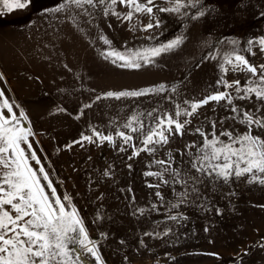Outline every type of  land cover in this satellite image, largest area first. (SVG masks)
Segmentation results:
<instances>
[{"label":"rangeland","instance_id":"obj_1","mask_svg":"<svg viewBox=\"0 0 264 264\" xmlns=\"http://www.w3.org/2000/svg\"><path fill=\"white\" fill-rule=\"evenodd\" d=\"M155 4L152 15L133 11L131 20L124 17L132 9L119 0H97L94 7L31 0L27 8L3 10L0 90L17 116L22 109L28 117L21 126L31 128V150L57 196L70 197V204L63 202L76 209L102 264H264V184L249 183L247 174L225 182L192 167L203 154L201 132L227 142L221 133L248 131L244 112L264 118V99L244 91L260 82L264 65L258 43L264 38V0H193L194 6L185 0L179 13L158 10L172 7V0ZM149 23L154 27L146 29ZM177 37H183L180 45L148 63L138 59L139 68L106 56L145 53ZM237 54L257 66V75L234 67ZM234 81H240V92ZM160 85L162 91L144 95H106ZM221 92L231 103L209 101L186 114L193 103ZM166 117L188 121L182 134L172 125L166 144L145 145ZM118 132L132 139L125 142ZM253 135L264 137V129L253 126ZM85 259L97 264L91 255Z\"/></svg>","mask_w":264,"mask_h":264},{"label":"snow or ice","instance_id":"obj_2","mask_svg":"<svg viewBox=\"0 0 264 264\" xmlns=\"http://www.w3.org/2000/svg\"><path fill=\"white\" fill-rule=\"evenodd\" d=\"M31 0H0V12L6 10L11 12L15 9H24L29 6ZM77 7H83L84 4L95 6L97 0H65ZM104 3V0H98ZM120 3L126 4L132 11H129L124 19L131 20L133 11L136 13L153 14V9L157 7L155 0H119ZM173 6L168 8H159L160 12L179 13L185 6V0H172ZM187 4L194 6L193 0H186ZM198 2V0H197ZM117 0H111L115 5ZM64 7L60 5L56 11ZM119 15V13H114ZM200 15H204L203 12ZM156 27L159 26L157 21ZM154 27L152 23L145 25L146 29ZM103 38V37H102ZM183 37H177L160 47L151 48L145 53H134L131 56H125L119 52L110 51L106 56L115 57L116 60L123 61L122 67L139 68L138 59H143L145 63L150 62L149 57H155L162 52H166L182 43ZM105 43H109L105 40ZM253 41H249L251 45ZM261 50H264V38L258 41ZM234 67L250 72L253 76L257 75V66L249 64L244 56L235 55ZM115 62V61H114ZM227 64H233L232 59L226 60ZM260 76L259 83L254 87L244 89L246 94H255L257 99H264V65L259 66ZM2 78V77H0ZM225 87H231L224 82ZM236 91L240 92V81H234ZM164 85L153 89H144L141 91L108 92L107 96H138L144 95L149 91H162ZM5 94L0 90V109H6L8 116L0 111V264H87L85 255H91L95 258L97 264H102L100 254L96 244L90 240L85 229L84 222L79 217L76 209L71 211L63 201L71 203L68 196L63 197V201L57 196L56 189L49 179L48 173L41 165L40 159L35 151H32V145L29 143V137L32 135L31 128L21 126V118L27 121L28 117L21 109L19 116L13 112V104L9 103ZM244 97H241L243 99ZM99 99V97H97ZM228 100L231 103L232 97L221 92L210 95L199 103L191 105L192 112L186 113L192 115L198 107L207 104L209 101ZM14 103V102H13ZM238 112L237 108L232 109ZM177 115H180L177 112ZM243 123L248 125V131L240 136H233L231 132H224L221 135L228 136V141H222L213 134L209 139L207 135L201 132L205 137L203 146L200 151L203 153L192 162V167L199 172L207 175H213L222 178L228 182L230 177H241L247 174L249 183L258 182L264 184V137L253 135V126L264 129V118H254L250 112L243 113ZM168 125L167 129L163 126ZM184 123L177 122L171 117L161 118L157 128L159 131L150 132L143 143L149 145L152 143H167V131L181 133ZM130 127V125H125ZM135 131V129H133ZM200 132V129H197ZM95 135L100 136L99 133ZM117 135L123 137L125 142L132 139L130 135L124 132H118ZM158 137V139H155ZM90 140L91 137H82ZM101 140L111 142L113 137L100 136ZM26 144L30 155H26V150L22 147ZM151 151L152 149H147ZM138 154L134 152V155ZM29 160L35 161L41 165L34 169ZM157 163L164 164L165 161ZM199 165V166H198ZM146 175H157L160 173H146ZM41 179L47 181L46 185L41 184ZM167 183V181H164ZM50 189V194L45 191ZM159 195V193H157ZM175 207V205H174ZM175 220L176 217H171ZM264 243V241H262Z\"/></svg>","mask_w":264,"mask_h":264},{"label":"bare ground","instance_id":"obj_3","mask_svg":"<svg viewBox=\"0 0 264 264\" xmlns=\"http://www.w3.org/2000/svg\"><path fill=\"white\" fill-rule=\"evenodd\" d=\"M46 37V36H45ZM48 41V40H47ZM53 42V41H52ZM51 61V60H50ZM53 62V61H52ZM48 63V62H47Z\"/></svg>","mask_w":264,"mask_h":264}]
</instances>
